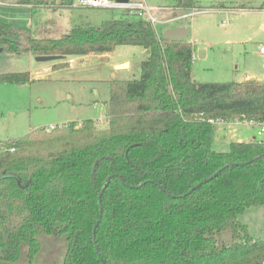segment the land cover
Here are the masks:
<instances>
[{
    "label": "trees",
    "instance_id": "obj_1",
    "mask_svg": "<svg viewBox=\"0 0 264 264\" xmlns=\"http://www.w3.org/2000/svg\"><path fill=\"white\" fill-rule=\"evenodd\" d=\"M116 13L58 37L0 21L9 53L66 58L124 44L147 53L138 78L110 81L105 129L72 120L0 141V264L264 263V239L238 219L250 206L264 212V141L215 150L206 120L264 121V81H194L191 41L158 36L142 14ZM29 79L0 73V82Z\"/></svg>",
    "mask_w": 264,
    "mask_h": 264
},
{
    "label": "rangeland",
    "instance_id": "obj_2",
    "mask_svg": "<svg viewBox=\"0 0 264 264\" xmlns=\"http://www.w3.org/2000/svg\"><path fill=\"white\" fill-rule=\"evenodd\" d=\"M0 21L29 27L38 36L65 35L75 25H98L117 15L113 10L78 8L63 4L30 9L2 0ZM160 20L178 15L167 0H144ZM19 4V3H18ZM199 11L179 21L158 22L157 34L169 27L186 26L195 52L191 74L197 82L264 81V0H196ZM204 51L199 54V49ZM30 53L0 52V73L29 72L24 83L0 82V141L24 136L32 130L85 119L96 121L97 129L107 127L106 103L113 79L138 78L136 65L146 59V50L137 45H117L108 53L84 57L37 61ZM130 61V68H115L114 62ZM121 69V70H120ZM257 126L237 120L214 125L213 148L227 151L232 141H264ZM254 238L264 239V212L250 206L238 216ZM218 237L230 240V232ZM50 242V241H49ZM49 245V244H48ZM59 245V244H58ZM57 255V253H53Z\"/></svg>",
    "mask_w": 264,
    "mask_h": 264
},
{
    "label": "built area",
    "instance_id": "obj_3",
    "mask_svg": "<svg viewBox=\"0 0 264 264\" xmlns=\"http://www.w3.org/2000/svg\"><path fill=\"white\" fill-rule=\"evenodd\" d=\"M66 1L63 0H41L39 2H30V3H12V5H22V6H38L43 7L45 6H58L59 4H63ZM0 3H3L2 0H0ZM66 5L78 7V8H99V9H108L113 10L115 12H128V13H139L142 14L146 20H148L152 25H155V23L158 22H170V21H179L182 20L188 16H191L195 14L196 12L193 9L191 10H185L180 11L178 15L172 16L166 20H160L158 16L152 14L150 12L151 9H155L153 7H148L144 0H68V2L65 3ZM155 28V27H154ZM163 33V32H162ZM159 36V34H158ZM259 50L261 53H264V46H260ZM202 114H199V117L202 118ZM205 119V118H203ZM207 122L215 125L216 123H226L228 120L224 118H207ZM240 121V120H237ZM242 122H246L250 125H256V135L257 136H263L264 135V121H256V120H243ZM61 125L56 124H50L48 127H46V131H50L51 129L55 128L56 126L61 127ZM264 264V263H261Z\"/></svg>",
    "mask_w": 264,
    "mask_h": 264
},
{
    "label": "water",
    "instance_id": "obj_4",
    "mask_svg": "<svg viewBox=\"0 0 264 264\" xmlns=\"http://www.w3.org/2000/svg\"><path fill=\"white\" fill-rule=\"evenodd\" d=\"M126 1V0H124ZM189 35V29L182 25V26H175V27H169L166 28L163 33L162 36L165 39H169V40H175V39H187ZM3 50V47H0V52ZM37 61H48V60H52V59H61L62 55H38L35 57ZM127 66V62L118 64L116 66V68H124ZM141 71V69L139 68V72ZM219 172L216 171L211 177L215 176L217 173ZM120 178V176H118ZM211 177H209L208 179H210ZM109 179V178H108ZM108 179L105 182V186L107 185ZM102 191L99 192V197L101 196ZM100 217V215H99ZM99 222V218L97 219L95 225H94V230H93V235L95 236V228L97 226Z\"/></svg>",
    "mask_w": 264,
    "mask_h": 264
},
{
    "label": "crops",
    "instance_id": "obj_5",
    "mask_svg": "<svg viewBox=\"0 0 264 264\" xmlns=\"http://www.w3.org/2000/svg\"><path fill=\"white\" fill-rule=\"evenodd\" d=\"M204 51V49H199V54H201L202 52ZM195 55V52L193 53V56ZM74 56V55H73ZM73 56H68V58H69V62H71V63H73L74 62V60H73ZM84 56H86V55H83V56H79V57H84ZM124 62H127V66H126V68L128 69V68H130L131 67V64H130V61L129 60H127V59H124V60H122V61H120V62H114L113 64V66H115V68H116V66L118 65V64H121V63H124ZM141 62V61H140ZM140 62L136 65V69H138L139 70V65H140ZM121 70V69H120Z\"/></svg>",
    "mask_w": 264,
    "mask_h": 264
}]
</instances>
